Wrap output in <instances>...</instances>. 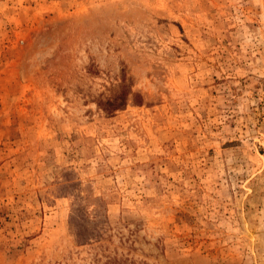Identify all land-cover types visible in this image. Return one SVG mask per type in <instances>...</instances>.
Masks as SVG:
<instances>
[{"label": "rangeland", "instance_id": "rangeland-1", "mask_svg": "<svg viewBox=\"0 0 264 264\" xmlns=\"http://www.w3.org/2000/svg\"><path fill=\"white\" fill-rule=\"evenodd\" d=\"M0 264H264V0H0Z\"/></svg>", "mask_w": 264, "mask_h": 264}, {"label": "trees", "instance_id": "trees-1", "mask_svg": "<svg viewBox=\"0 0 264 264\" xmlns=\"http://www.w3.org/2000/svg\"><path fill=\"white\" fill-rule=\"evenodd\" d=\"M127 94H112L103 101L101 105L102 110L109 114L116 110L123 108L126 104ZM69 226L77 244H84L91 237H94L93 231L88 228V220L82 208L76 207L72 210L69 216Z\"/></svg>", "mask_w": 264, "mask_h": 264}]
</instances>
